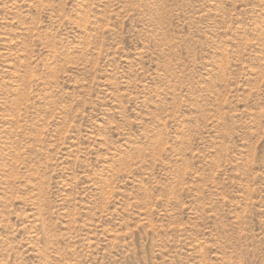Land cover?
<instances>
[{
	"label": "rangeland",
	"instance_id": "1",
	"mask_svg": "<svg viewBox=\"0 0 264 264\" xmlns=\"http://www.w3.org/2000/svg\"><path fill=\"white\" fill-rule=\"evenodd\" d=\"M0 264H264V0H0Z\"/></svg>",
	"mask_w": 264,
	"mask_h": 264
}]
</instances>
